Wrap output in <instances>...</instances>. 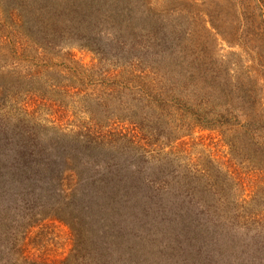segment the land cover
Here are the masks:
<instances>
[{
  "label": "trees",
  "instance_id": "trees-1",
  "mask_svg": "<svg viewBox=\"0 0 264 264\" xmlns=\"http://www.w3.org/2000/svg\"><path fill=\"white\" fill-rule=\"evenodd\" d=\"M0 264H264V0H0Z\"/></svg>",
  "mask_w": 264,
  "mask_h": 264
},
{
  "label": "rangeland",
  "instance_id": "rangeland-1",
  "mask_svg": "<svg viewBox=\"0 0 264 264\" xmlns=\"http://www.w3.org/2000/svg\"><path fill=\"white\" fill-rule=\"evenodd\" d=\"M222 49L229 52L240 51L236 47L230 49L225 44H222L219 49L216 48V53H222ZM63 52L66 54L67 59H69L70 57V59L77 61L80 64L88 66L93 62L94 54L89 50L75 47L70 50L69 55V50L64 49ZM250 54L254 56V60L257 63V60L255 58V56L257 57L256 53H254V51L252 50L250 51ZM55 62H58V60H55ZM243 62V66H247L250 64V59L248 58V56H245ZM59 80L60 78L51 79V81ZM55 109L57 112L52 116L53 119L59 117L58 115L60 112L64 111V107H55ZM34 110V106H29L27 109L28 112H32ZM17 113L20 114L19 111ZM36 115H38L37 111L34 113V116L37 118L35 120H42L43 122H45L48 119L44 117L38 118ZM5 120L7 121V119ZM9 124L14 127L16 125L15 120H10ZM187 141V151L190 152L193 156H198L200 153H202L205 154V156L208 155L209 158L211 157L214 161L216 160L219 163L223 164L224 168L229 166V150L226 147L225 143L220 140L218 132L209 130L198 131L194 133L191 138L187 139ZM202 159L203 160L201 161V163L203 165L207 163L208 160H204V158ZM24 239L25 253L27 256L32 259L50 263L59 262L70 256L74 244L73 236L69 227L57 221H47L44 224L32 227L27 233L26 237H24Z\"/></svg>",
  "mask_w": 264,
  "mask_h": 264
}]
</instances>
